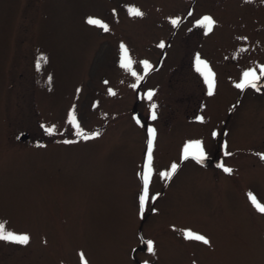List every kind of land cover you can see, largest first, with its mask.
<instances>
[{"label":"rangeland","instance_id":"374dc122","mask_svg":"<svg viewBox=\"0 0 264 264\" xmlns=\"http://www.w3.org/2000/svg\"><path fill=\"white\" fill-rule=\"evenodd\" d=\"M262 67L264 0H0V264H264Z\"/></svg>","mask_w":264,"mask_h":264},{"label":"snow or ice","instance_id":"6c2138e0","mask_svg":"<svg viewBox=\"0 0 264 264\" xmlns=\"http://www.w3.org/2000/svg\"><path fill=\"white\" fill-rule=\"evenodd\" d=\"M132 14L136 15V16H142L143 12H141L139 9H132ZM90 24H98L102 27L105 28V30H107V26L103 25V23L99 20L96 19H92L89 18L88 21ZM172 23L175 25L178 23L177 20H172ZM199 24L204 25L208 28V31H211L215 21L213 20L212 17L210 16H205L203 17L202 20L198 21ZM161 47H163L164 45H160ZM123 47V46H122ZM124 54H125V63L122 64L123 67L127 68V69H131L132 63L133 61L131 60V58L128 55V49L126 47H124ZM197 71L202 72L205 75V78L208 82L209 85V94H212V90L215 86V74L212 72V70L210 69V67L208 66L206 61H202L200 60L199 56H197ZM143 65L145 70H149L151 68V65H149L148 61H143ZM261 74H264V67L261 68ZM133 75H137V73L133 72ZM257 73L256 69H249L248 71L244 72L243 74V82L242 83H238L236 85L237 88L240 89H244L246 87L251 86L252 88H256L257 90H259L257 88V82L261 80L262 75ZM152 93L148 94V98L151 99L152 97ZM153 108H155V105L152 106ZM153 119H155V113L153 112ZM201 120L203 119L202 117L200 118ZM70 123L74 124L76 126V128L78 129L77 134L82 136L85 140L89 139L90 136L85 135V133L83 132V130L80 128L79 123L77 122L76 116L73 113L72 118ZM48 134H52L55 129L54 127H48L46 129ZM149 134H150V140L148 142V152H147V172L143 175V183H144V188H143V192L140 196V205H141V210L143 211V208L145 206V204L147 203V201L149 200V183H150V179L152 176V161H153V155H152V149H153V142L155 140V136H156V130L154 128H150L149 129ZM98 135V134H97ZM213 135H216L215 133ZM65 143H71V141H65ZM190 155L194 156L195 158L199 159V160H203L205 157V152H204V148H203V144L201 141H195L192 143H189L188 145H186L185 149H184V158L187 159ZM261 157L264 158V154H261ZM177 165L173 164L171 166V171L170 172H165V173H161L162 176L166 177V178H170L171 175L173 173H175V171L177 170ZM221 167H224L223 165H221ZM224 171L230 173L232 171L231 168H227L224 167ZM250 199L252 200V203L256 206V208L264 213V205L260 204L257 202L256 198L254 196H252L250 194ZM186 238L188 239H194L197 241H202L203 243L207 244L209 243L208 239L200 234H197L195 232L192 231H187L186 232ZM0 239L2 240H13V241H18L20 243H27L29 240V237L27 235H16L12 232H6L3 228V225H0ZM148 245V251L149 252H153L154 251V247H153V242L151 240L146 242ZM81 256L83 257V254H81ZM85 264H87V262L85 261Z\"/></svg>","mask_w":264,"mask_h":264},{"label":"flooded vegetation","instance_id":"af4514ba","mask_svg":"<svg viewBox=\"0 0 264 264\" xmlns=\"http://www.w3.org/2000/svg\"><path fill=\"white\" fill-rule=\"evenodd\" d=\"M22 136H27V137H28L29 135H28L27 132H24ZM261 154H262V153H259L260 157H261Z\"/></svg>","mask_w":264,"mask_h":264}]
</instances>
